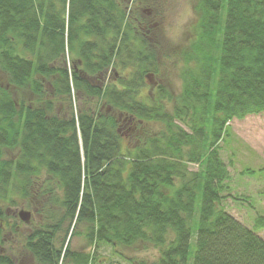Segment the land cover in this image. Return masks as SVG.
I'll return each mask as SVG.
<instances>
[{"label": "trees", "instance_id": "1", "mask_svg": "<svg viewBox=\"0 0 264 264\" xmlns=\"http://www.w3.org/2000/svg\"><path fill=\"white\" fill-rule=\"evenodd\" d=\"M127 3L0 0V69L33 95L28 105L0 84V203L9 188L26 199L42 172L55 180L58 193L41 187L50 222L25 237L38 264H106L102 245L137 244L158 257L131 264H264V215L249 228L221 206L219 152L227 122L264 112V0L196 1L176 96L143 93L156 55ZM80 224L91 252L70 247Z\"/></svg>", "mask_w": 264, "mask_h": 264}, {"label": "rangeland", "instance_id": "2", "mask_svg": "<svg viewBox=\"0 0 264 264\" xmlns=\"http://www.w3.org/2000/svg\"><path fill=\"white\" fill-rule=\"evenodd\" d=\"M197 0H128V8L139 15L141 28L146 32L148 42L152 44L156 55L158 73L149 75L143 93L156 89L161 85L166 91L176 96L181 90L179 69L182 61L179 56L190 44L197 22L194 9ZM173 29L180 33L179 39L173 42L165 37V29ZM0 84L8 88L18 101L28 104L33 95L8 84L5 72L0 69ZM76 97V96H75ZM76 97V106L78 105ZM168 104V102H166ZM125 136L132 131L128 125L121 124ZM149 127L145 126V131ZM150 130V129H149ZM156 130V128H154ZM228 134L219 143V152L227 164L229 174L226 187L222 191L221 206L243 225L253 228L255 216L264 215V172L258 169L264 166V112L250 114L242 119L227 122ZM5 158H15L16 150H4ZM188 169L194 171L197 165L188 163ZM254 169L249 174L245 170ZM55 180L42 172L34 186L27 189L26 199L18 188L11 189L8 200L0 203L5 217L0 220V254L12 257L14 264H38L28 250L25 249V237L33 229L50 222L47 216V195H42L41 187L54 186ZM55 192L58 193L54 186ZM44 206V208L42 207ZM56 210V208H55ZM20 213L25 216L21 218ZM68 220L62 222L56 233L53 245L58 249L62 243L64 230ZM78 235L71 236L70 247L74 251H92L85 238V225L76 226ZM264 239V228L256 230ZM192 247L194 239L192 238ZM158 257V250L149 245L137 244L132 247H110L102 245L97 258L106 264H131L135 260L151 262ZM190 261V260H189Z\"/></svg>", "mask_w": 264, "mask_h": 264}, {"label": "clouds", "instance_id": "3", "mask_svg": "<svg viewBox=\"0 0 264 264\" xmlns=\"http://www.w3.org/2000/svg\"><path fill=\"white\" fill-rule=\"evenodd\" d=\"M180 33L176 30L166 28L165 29V37L173 42L178 41Z\"/></svg>", "mask_w": 264, "mask_h": 264}, {"label": "water", "instance_id": "4", "mask_svg": "<svg viewBox=\"0 0 264 264\" xmlns=\"http://www.w3.org/2000/svg\"><path fill=\"white\" fill-rule=\"evenodd\" d=\"M20 216H21V218H24L25 215L23 213H20Z\"/></svg>", "mask_w": 264, "mask_h": 264}]
</instances>
